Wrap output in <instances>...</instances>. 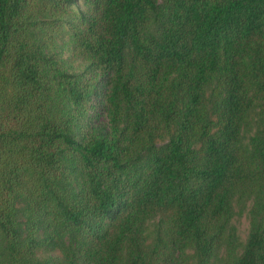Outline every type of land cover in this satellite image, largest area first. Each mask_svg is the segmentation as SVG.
I'll list each match as a JSON object with an SVG mask.
<instances>
[{
  "label": "trees",
  "instance_id": "obj_1",
  "mask_svg": "<svg viewBox=\"0 0 264 264\" xmlns=\"http://www.w3.org/2000/svg\"><path fill=\"white\" fill-rule=\"evenodd\" d=\"M192 260L264 264V0H0V264Z\"/></svg>",
  "mask_w": 264,
  "mask_h": 264
},
{
  "label": "rangeland",
  "instance_id": "obj_2",
  "mask_svg": "<svg viewBox=\"0 0 264 264\" xmlns=\"http://www.w3.org/2000/svg\"><path fill=\"white\" fill-rule=\"evenodd\" d=\"M64 55L66 57L69 56V51H66L64 53ZM83 64L81 63V61H76L75 63V67L76 68H80ZM254 115V113H253ZM252 126H251V130H247L245 131V135L246 138L244 140V142H248L249 139L248 137L251 136L257 128V122L254 120H252ZM253 204V200L251 198H244L241 199L240 197H235V202H234V206H235V214L234 217L232 219V224L233 226L236 228L237 234L240 238V241H245L247 239L248 233H249V229H250V223H251V218H250V210ZM159 220V217L157 216L156 218L152 219V221H150V228L153 227V225L155 224L156 221ZM192 253V251H190ZM39 253L45 257V253L43 250H40ZM191 264H196V262L194 260L191 261Z\"/></svg>",
  "mask_w": 264,
  "mask_h": 264
}]
</instances>
